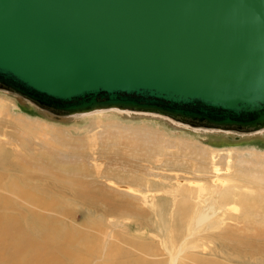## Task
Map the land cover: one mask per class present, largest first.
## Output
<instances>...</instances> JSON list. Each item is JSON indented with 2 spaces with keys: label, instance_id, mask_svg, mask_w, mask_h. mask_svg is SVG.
Here are the masks:
<instances>
[{
  "label": "water",
  "instance_id": "95a60500",
  "mask_svg": "<svg viewBox=\"0 0 264 264\" xmlns=\"http://www.w3.org/2000/svg\"><path fill=\"white\" fill-rule=\"evenodd\" d=\"M0 89L237 139L264 128V0H0Z\"/></svg>",
  "mask_w": 264,
  "mask_h": 264
},
{
  "label": "rangeland",
  "instance_id": "374dc122",
  "mask_svg": "<svg viewBox=\"0 0 264 264\" xmlns=\"http://www.w3.org/2000/svg\"><path fill=\"white\" fill-rule=\"evenodd\" d=\"M35 106L15 93L0 89V134H7L24 154L38 158L40 151L46 149L51 151L54 160L61 163L73 165L80 161L86 162L85 172L95 176L103 171L123 167L142 176V182L146 178L144 186L154 178L147 173L148 171L157 175L166 174L168 178L160 176L154 178L158 180L154 188L157 189L155 193L147 192L148 189L142 187L144 192L141 196L148 200L153 198L156 206H161L163 212L171 214L176 231H173L172 236L169 234V237L187 246L189 253L186 264H264L262 241L264 233L261 232L264 221H260V227L251 223L245 219V212L241 213L240 209L234 206L229 207L235 209L229 210L233 215L226 221L216 212L220 209L218 205L220 192L226 191V186L231 182L247 180L245 177L262 178L253 188L262 191V200L264 199V131L230 139L220 132L202 130L207 127L199 126L197 128L201 130H198L192 129V126H182L170 121L176 120L167 116L165 119L157 116L106 112L57 117L52 112V116H47V110ZM16 123L25 124L26 133L16 129L14 127ZM46 131H52L59 138L57 142L50 140L49 135L45 134ZM21 140L26 143L24 147L19 145L18 141ZM12 147L8 145L9 149ZM158 147L161 151H155V154L152 152L151 158H148L150 155L146 156L144 150ZM133 152L137 156L138 154L142 156L132 159L129 153ZM190 153L206 159V163H214L212 169H206L199 174L194 172L190 164L182 162L186 156L182 157L183 159L177 157L184 155L190 157ZM96 158L97 160L100 158L99 163L94 160ZM216 168L217 171L214 172ZM170 176L181 179L179 181L170 179ZM36 177L43 181L44 185H49L47 187L51 192L76 196L85 200V205L89 206V210H79L76 213L64 211L61 213L62 218L68 213V217L73 216L81 223L90 221L95 229H104L105 241L107 238L108 241L110 239L116 241L122 236L125 240L119 241L123 244L127 245L134 241L138 247L151 248L158 255L154 257L153 264H164L166 256L163 254L161 237L157 232L159 222L150 208L149 211L140 212L138 216L130 217V220H126L127 218L119 220L122 227L117 229L109 225V220H114L111 218L115 215L114 211L108 209L97 192L90 190L86 195L97 196L102 200L100 202L97 199H85L82 189L63 190L64 188L58 185L54 187L44 175L37 174ZM80 179L82 182H88L79 176L78 180ZM161 182L166 186L164 187ZM168 190L170 193H167ZM204 196L210 199L208 204L201 202ZM246 202L247 197L244 193L238 205ZM143 205L147 209L150 202H143ZM178 207L181 215L177 217ZM261 208H264V204ZM200 211L205 212L206 218L199 227H196L194 219ZM261 211L264 212V209ZM252 215L253 213L249 218ZM180 233L183 236L179 238ZM132 236L142 238L144 242L134 240ZM173 248L177 249L175 245Z\"/></svg>",
  "mask_w": 264,
  "mask_h": 264
},
{
  "label": "bare ground",
  "instance_id": "6f19581e",
  "mask_svg": "<svg viewBox=\"0 0 264 264\" xmlns=\"http://www.w3.org/2000/svg\"><path fill=\"white\" fill-rule=\"evenodd\" d=\"M28 103L35 106L29 101ZM106 112L157 116L167 119V117L155 113L121 110L117 108L96 109L69 116H86ZM46 115L52 116V113L48 111ZM55 116L60 117L62 115L55 114ZM170 121L182 126H190L178 120ZM10 124L12 125V123ZM24 126L25 124L20 125L16 123L14 127L25 132ZM192 129L201 130V128L197 127H192ZM202 130L220 132L225 136L234 137L233 132L226 130L210 128H202ZM263 131L264 128L259 131L240 130L236 131V134H238V137H241L245 134L249 135L254 132L260 133ZM45 134L49 135L50 140L57 142L59 139L52 131H46ZM18 142L22 147L26 145L24 140ZM8 145L13 147L9 149ZM159 148L153 150L140 148V150H144L147 153L146 156L150 155L148 158H151L152 152L155 154V151L158 152ZM129 155L132 159H137L142 156L138 154V157L134 152L133 154L129 153ZM185 156L188 157V155L177 157L184 158ZM189 156L188 158H182V162L190 164L194 172L201 174L206 169H212L214 163H206V159L197 154L190 153ZM179 158L178 160H181ZM94 160L99 163L100 158L99 160L97 158ZM116 161L118 160L116 159ZM80 162L73 165L58 162L54 160L51 151L46 149L40 151L38 158L30 157L19 150L14 142L8 138L7 134H0V264H153L154 257L158 256L155 250L151 248L144 249L141 246L138 247L134 241L127 245L121 243L119 240H125L122 236L119 237L120 239H116V241L111 239L108 241V238L105 241L106 236H103V228L97 230L91 225L92 223L90 224V221L81 223L73 216L68 217V213L70 212L76 213L79 210H89V206L87 207L84 203L85 200L83 201V199H79L76 196H66L60 191L62 195L51 192L47 187L49 185H44L43 181L37 179V174L44 175L54 187L58 185L64 188L63 190L69 188L72 190L77 188L82 189L85 193V199H97L100 202L102 200L97 196L86 195L90 190L97 192L104 203L107 204L108 209L114 211L113 213L115 215L111 214V218H114V220H109V225L117 229L122 227V222H119V220L124 218L130 220V217L138 216L140 212L151 209L159 222L157 232L159 237H161L163 254L166 256L163 261L164 264H186V257L189 253L187 246L180 244L177 239L171 240L169 237V234L172 236L173 231H176L171 220V214L169 212H163L161 206H156L154 200L152 201L153 198L148 200L141 196L144 192L141 189L142 187L148 189L147 192L155 193L157 189L154 188L158 180H154V178L158 176L168 178L166 174L157 175L152 171H148L147 173L154 178L144 186L143 183L146 181V178L144 179L143 177L144 181L142 182V176L140 177L139 174L123 167L122 169L118 168L119 170L103 171L100 175L97 174L95 176L94 174L85 172L86 162ZM213 171L216 172L217 168ZM79 176L82 179H87L88 182H82L81 179L78 180ZM169 178L178 181L181 179L173 176ZM229 178L232 179L231 176ZM245 178L247 180L243 182H238L237 180L234 183L231 182L226 186V191L220 192V199L218 201L220 209L216 212L221 216V219L226 221L233 215L229 210L239 208L241 213L245 212L246 220L260 227V221H264V212L261 211L264 209L261 208L264 204V199L262 200V191L258 188L254 189L253 187L257 186L262 178ZM161 184L164 187L166 186L164 182H161ZM167 193H170V190ZM244 193L247 197V202L238 205ZM143 202H150V207L147 208L148 210L143 205ZM201 202L208 204L210 199L204 196ZM231 206L235 208L230 209L229 207ZM64 211L68 213L62 218L61 213ZM252 213V217L249 218V215ZM176 215L177 217L181 215L179 207ZM205 218L206 214L204 211L198 212L194 219L195 226L199 227ZM95 219L97 218L95 217ZM263 229H261V232L264 233L262 231ZM180 236L182 237L183 234L180 233L178 237L180 238ZM132 237L134 240L144 242L142 238L137 236ZM262 241L264 242V238ZM247 244L249 245V241ZM173 245L177 248H175L176 250H174Z\"/></svg>",
  "mask_w": 264,
  "mask_h": 264
}]
</instances>
